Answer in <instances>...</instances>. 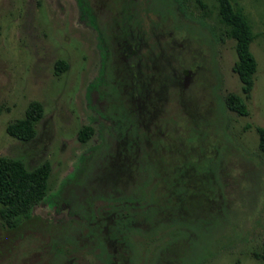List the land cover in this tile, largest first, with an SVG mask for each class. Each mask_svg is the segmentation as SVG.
<instances>
[{
    "label": "rangeland",
    "instance_id": "rangeland-1",
    "mask_svg": "<svg viewBox=\"0 0 264 264\" xmlns=\"http://www.w3.org/2000/svg\"><path fill=\"white\" fill-rule=\"evenodd\" d=\"M152 2L150 7L170 27L164 31L173 29L176 39L188 45L181 56L188 70L195 71V80L187 89L183 114L189 110L196 119L190 124L200 129L190 134L197 157H204L206 164L212 144L222 141L221 126L228 143H223V152L218 150L219 156L229 155L228 161H216L229 174L227 187L220 188L227 207L224 219L192 240L191 254L180 264H264L255 255L264 249V152L255 131L264 127V0H237L255 34L250 50L257 70L247 97L232 70L237 58L234 40L223 34L216 2ZM104 7V0H0V155L21 159L28 169L44 161L51 164L44 201L15 227L5 226L0 218V264H105L103 251L79 242L91 235L78 213L82 190L93 185L87 184L85 171L102 157L104 141L122 127L117 121L124 114L121 86L108 74L114 62L97 33V9ZM110 24L117 25L116 20ZM153 50L142 52L145 61ZM59 59L68 64L61 73L55 71ZM147 81L142 80L138 90L157 94L159 83ZM227 92L245 100L247 116L227 109ZM33 100L43 106L35 136L21 141L7 134V124L23 117ZM179 114L174 105L157 108L146 132L167 134L173 142ZM84 125L92 126L93 134L80 142L77 135ZM102 203L96 201L92 211ZM176 236L174 226L133 231L132 264H157L160 248ZM183 244L171 241L169 252H183Z\"/></svg>",
    "mask_w": 264,
    "mask_h": 264
},
{
    "label": "trees",
    "instance_id": "trees-1",
    "mask_svg": "<svg viewBox=\"0 0 264 264\" xmlns=\"http://www.w3.org/2000/svg\"><path fill=\"white\" fill-rule=\"evenodd\" d=\"M213 1L217 4L218 21L224 36L234 40L237 58L232 70L247 97L252 91L257 70L256 59L250 50L255 34L237 0ZM200 6L203 5L200 3ZM161 53L163 55L159 59L153 60V65L161 68L158 101L165 108L174 105L180 109L177 116L179 124L174 129L178 132L175 140L171 142L167 134L150 136L146 128L141 130L136 120L130 118L119 130L110 131L111 136L104 141L102 157L85 171L87 184L91 181L93 185H87L82 190L78 213L83 223L88 225L92 238L79 239V242L86 247L94 244L93 247L103 251L105 264H132L130 235L133 230L151 231L173 226L177 228V236L173 240L185 243L183 252H169L168 243L171 240L160 248L156 263L180 264L190 256L192 240L201 239L210 226L224 219L226 213L221 189L227 187L226 176L229 174L222 167L220 170V162H216L228 161L229 156L218 154L220 148L224 151L223 143L228 144L223 138L222 126V141L212 144L213 149L205 164L204 157H197L198 153L194 150L197 144L190 135L192 131L197 135L200 129L197 124L186 122L184 117L189 110L183 114L184 106H188V97L179 75L187 66L181 54L176 55L178 77L170 78V64L162 60L163 56H170ZM67 68L68 64L63 59L55 63L57 73ZM224 104L240 116L249 113L245 100L234 92L225 93ZM42 116V104L30 101L24 116L8 123L6 132L18 140L28 141L35 136L36 123ZM255 131L258 148L264 152V127L256 126ZM92 134V126L84 125L79 129L77 138L86 142ZM107 170L112 172L106 173ZM50 173L51 164L48 161L28 169L21 159L0 155V218L5 226H17L24 217H28L35 205L44 201ZM96 201L103 203L95 208V212L92 207ZM222 202L225 203L222 205ZM255 255L264 260V249Z\"/></svg>",
    "mask_w": 264,
    "mask_h": 264
},
{
    "label": "flooded vegetation",
    "instance_id": "flooded-vegetation-1",
    "mask_svg": "<svg viewBox=\"0 0 264 264\" xmlns=\"http://www.w3.org/2000/svg\"><path fill=\"white\" fill-rule=\"evenodd\" d=\"M151 2L152 0H104L105 7L97 9V33L108 49L107 55L114 62V66L112 64V70L108 74L114 75L113 77L119 83L113 82L118 87L121 86L124 114L123 119L118 120L117 124L123 127L130 118H134L136 120L134 122L141 130L145 129V125H149V120L154 118L157 108L164 107V109H168L169 105L165 108L164 105L159 103L158 94H145L138 90V85L145 78L153 81L152 85L154 86L156 85L155 82L159 83L161 68L157 67L156 64L153 65V60L159 59L160 55H163L161 52H165L170 56H163L162 60L172 62H169L170 67L168 70L171 72L169 77H178L176 75V55L179 54L180 56L186 50V47L188 48V45L185 44V47L183 42L176 39L173 29L172 32L164 31V27H170L162 22L156 9L153 10L150 7ZM115 20L117 25H111L110 21ZM150 47H155V50L152 51L151 58L149 55V58L145 61L142 52L150 50ZM194 55L196 56V54ZM196 57L200 58L198 53ZM179 77L182 88L187 90L192 81L195 80V71L188 70L187 67L181 71ZM128 81H130V84ZM150 81H147V83ZM135 89L136 91H133ZM198 107L196 106V109ZM189 109H191V106ZM184 118L189 125L194 120L189 111ZM191 127L189 126V128Z\"/></svg>",
    "mask_w": 264,
    "mask_h": 264
}]
</instances>
